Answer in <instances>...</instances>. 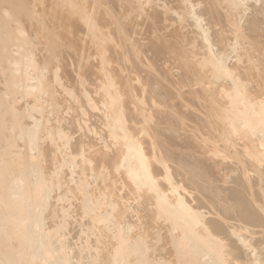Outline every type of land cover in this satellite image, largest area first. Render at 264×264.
I'll return each mask as SVG.
<instances>
[{"label":"bare ground","instance_id":"6f19581e","mask_svg":"<svg viewBox=\"0 0 264 264\" xmlns=\"http://www.w3.org/2000/svg\"><path fill=\"white\" fill-rule=\"evenodd\" d=\"M0 264H264V0H0Z\"/></svg>","mask_w":264,"mask_h":264}]
</instances>
